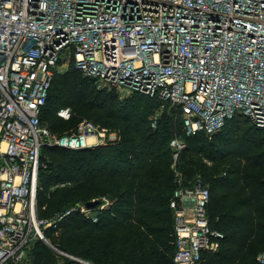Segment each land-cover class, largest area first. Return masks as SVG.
<instances>
[{
    "label": "built area",
    "instance_id": "2783aa9c",
    "mask_svg": "<svg viewBox=\"0 0 264 264\" xmlns=\"http://www.w3.org/2000/svg\"><path fill=\"white\" fill-rule=\"evenodd\" d=\"M72 62L100 90L155 99L153 129L165 110L181 114L183 133L170 140L173 263L203 264L223 237L209 220L210 184L201 175L185 183L175 165L184 136L212 138L237 116L264 138V0H0V264H32L39 240L58 257L92 264L47 236L78 207L43 218L38 206L44 146L79 150L119 138L89 118L64 134L43 124L54 77ZM57 114L70 119L72 109Z\"/></svg>",
    "mask_w": 264,
    "mask_h": 264
},
{
    "label": "trees",
    "instance_id": "16d2710c",
    "mask_svg": "<svg viewBox=\"0 0 264 264\" xmlns=\"http://www.w3.org/2000/svg\"><path fill=\"white\" fill-rule=\"evenodd\" d=\"M71 65L54 77L41 112L43 124L54 134H64L73 131L82 118H89L117 131L119 138L115 143L79 150L42 148L40 217L50 218L77 203L99 201L91 209L97 221L77 206L59 228L47 230L48 238L61 250L92 264H174L170 200L177 183L170 140L183 133L181 114L165 110L153 129L150 116L158 105L155 99L140 93L121 98L116 91L100 90L93 79ZM65 106L72 109L70 119L57 114ZM184 139L187 148L175 168L185 183L197 175L209 182L210 224L224 238L204 261L256 264V251L264 249L263 136L237 116L228 119L212 138L200 132ZM221 163L225 166L218 168ZM105 199L108 205L100 208ZM31 257L32 264H83L58 257L41 240L35 243Z\"/></svg>",
    "mask_w": 264,
    "mask_h": 264
},
{
    "label": "rangeland",
    "instance_id": "374dc122",
    "mask_svg": "<svg viewBox=\"0 0 264 264\" xmlns=\"http://www.w3.org/2000/svg\"><path fill=\"white\" fill-rule=\"evenodd\" d=\"M71 67H72V65L67 66V64H63V65H62V71H63V70H69ZM73 128H74V127H72V129H73ZM70 130H71V129H70ZM48 156H49V155H48ZM49 157H50V156H49ZM50 158H51V157H50ZM208 165H209L211 168L215 166V165L212 166L211 164H208ZM224 166H225V163H221V164H219L217 167H218V168H221V167H224ZM221 191H222V189L220 188V189H219V192H221ZM108 203H109V201H108L107 199H105V203H104L105 206H104V207H106V206L108 205ZM81 205H82L81 203H77V204L74 205V207L81 206ZM71 207H73V206H71ZM92 212H93V210H92V211H88V214H92ZM222 239H224V238H222ZM251 242H254V240H252ZM251 242H250V243H251ZM220 243H221V242H220ZM219 248H220V245H219ZM262 250H264V249H263L262 247H260V248L256 251V253H255L254 261H255L256 264H258V263H257V262H258V261H257V255H258V253L261 252ZM204 263H205V264H209V260H208V259H205Z\"/></svg>",
    "mask_w": 264,
    "mask_h": 264
},
{
    "label": "water",
    "instance_id": "95a60500",
    "mask_svg": "<svg viewBox=\"0 0 264 264\" xmlns=\"http://www.w3.org/2000/svg\"><path fill=\"white\" fill-rule=\"evenodd\" d=\"M98 202H99L98 200L89 201L85 204V207L88 209H92L98 204Z\"/></svg>",
    "mask_w": 264,
    "mask_h": 264
}]
</instances>
